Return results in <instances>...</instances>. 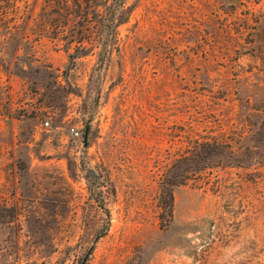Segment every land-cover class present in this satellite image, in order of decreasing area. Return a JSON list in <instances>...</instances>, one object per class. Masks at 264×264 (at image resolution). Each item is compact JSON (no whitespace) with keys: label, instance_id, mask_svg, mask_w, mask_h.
<instances>
[{"label":"rangeland","instance_id":"rangeland-1","mask_svg":"<svg viewBox=\"0 0 264 264\" xmlns=\"http://www.w3.org/2000/svg\"><path fill=\"white\" fill-rule=\"evenodd\" d=\"M195 140L230 163L172 186L161 224ZM90 246L87 264H264V0H0V264Z\"/></svg>","mask_w":264,"mask_h":264},{"label":"trees","instance_id":"trees-1","mask_svg":"<svg viewBox=\"0 0 264 264\" xmlns=\"http://www.w3.org/2000/svg\"><path fill=\"white\" fill-rule=\"evenodd\" d=\"M187 150L185 154L180 155L174 160L159 181V199L161 200L159 218L161 224L167 223L173 216L172 186L184 183L193 173L205 170L214 165L230 163L229 160L232 158V150L229 145L217 141L195 140ZM90 190L89 187V191ZM100 206L109 220L108 210L103 205ZM108 222L109 221H107L104 228L96 235L95 241L105 235L108 229ZM92 250L93 246L88 247L83 255L79 257L77 264H87ZM124 264H131V262L127 261Z\"/></svg>","mask_w":264,"mask_h":264},{"label":"built area","instance_id":"built-area-1","mask_svg":"<svg viewBox=\"0 0 264 264\" xmlns=\"http://www.w3.org/2000/svg\"><path fill=\"white\" fill-rule=\"evenodd\" d=\"M47 123H48V122H46V124H47ZM71 132H73L74 135H78V132H77L74 128L71 129Z\"/></svg>","mask_w":264,"mask_h":264}]
</instances>
